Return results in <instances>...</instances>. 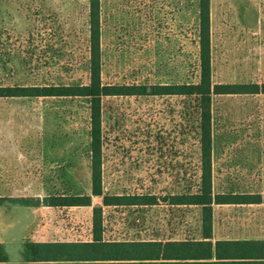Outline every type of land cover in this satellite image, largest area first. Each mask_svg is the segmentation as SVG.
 Masks as SVG:
<instances>
[{"label": "rangeland", "instance_id": "obj_1", "mask_svg": "<svg viewBox=\"0 0 264 264\" xmlns=\"http://www.w3.org/2000/svg\"><path fill=\"white\" fill-rule=\"evenodd\" d=\"M195 1L102 0V81H197ZM210 4L212 81L264 82V0ZM87 37L86 0H0V85L87 83ZM158 103L152 112L150 101H124L125 127L161 120ZM212 115L213 191L264 192V95L214 96ZM165 119L164 128L170 116ZM86 127L82 100L0 99V196L89 193ZM137 151L108 153L107 191L139 192L151 187L148 175L161 178L153 187L157 195L169 184L168 175L154 174L155 162L137 168L142 157ZM96 204L101 199L93 197ZM121 209L104 208L106 238L151 237L155 231L167 236L171 229L180 238L197 234L200 226L198 209L171 218L160 204L148 210L146 227L134 232L126 228ZM258 213L214 207L215 236L259 229L264 222ZM90 220L91 207L35 212L10 205L0 208V239L9 263L21 264L23 240H86Z\"/></svg>", "mask_w": 264, "mask_h": 264}, {"label": "trees", "instance_id": "obj_2", "mask_svg": "<svg viewBox=\"0 0 264 264\" xmlns=\"http://www.w3.org/2000/svg\"><path fill=\"white\" fill-rule=\"evenodd\" d=\"M86 3L87 83L0 85V99L71 98L84 101L87 110L83 146L89 159V193L0 196V208L17 205L37 212L45 208L91 207L89 239H25L21 264H264V240H213L212 237L213 203H259L260 200L258 194L213 195L212 100L214 96L264 95V82L212 81L210 0L195 1L198 80L173 83H104L101 77L102 0H86ZM131 99L150 101L148 110L152 112L153 104L156 109V103L161 102L158 103L160 113L170 116L169 127L164 128L165 117L159 121L153 119V125L148 121L145 127H125L123 102ZM164 102L167 104L162 107ZM116 151L124 155L137 151L142 156L137 168L155 162L154 174L168 175L169 184L157 195L153 187L161 178L148 175L151 187L147 185L139 192L107 191L105 175L110 172L105 163L110 157L108 153ZM93 197L100 198L101 204L92 206ZM160 204L167 206L171 218L174 214L184 218L187 212L198 209L197 234L179 238L171 229L167 236L155 231L151 237H105L104 208H123L126 228L140 232L146 227L148 210ZM0 264H10L2 239Z\"/></svg>", "mask_w": 264, "mask_h": 264}, {"label": "crops", "instance_id": "obj_3", "mask_svg": "<svg viewBox=\"0 0 264 264\" xmlns=\"http://www.w3.org/2000/svg\"><path fill=\"white\" fill-rule=\"evenodd\" d=\"M220 157L218 156V159ZM215 157L213 155V151H212V155H211V162H212V173L215 169ZM217 164L219 165L220 162L218 161ZM213 195L215 194H226V193H231V194H237L240 192H217L215 193L212 189ZM243 194H249V195H259L260 196V200L259 203H255L252 201H249L247 203H231V204H212V237L213 240H223V239H231V240H236V239H248V240H264V224L262 226H260L259 229H253L251 228L250 230L248 229L246 231L247 235L244 236H231V235H224L223 233H220L219 231H217V237L215 236V227H214V207L219 208V210H222L223 207H249V208H255L256 210L259 211L258 216H259V220L260 222H264V192H244ZM255 217H253L254 219ZM251 219V217H250Z\"/></svg>", "mask_w": 264, "mask_h": 264}]
</instances>
